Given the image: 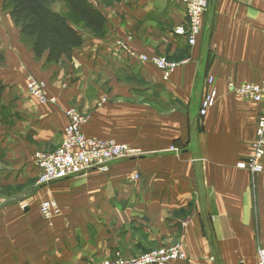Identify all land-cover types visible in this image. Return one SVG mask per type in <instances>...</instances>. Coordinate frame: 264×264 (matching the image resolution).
<instances>
[{
    "label": "crops",
    "instance_id": "1",
    "mask_svg": "<svg viewBox=\"0 0 264 264\" xmlns=\"http://www.w3.org/2000/svg\"><path fill=\"white\" fill-rule=\"evenodd\" d=\"M89 1L106 28L70 23L84 44L58 64L37 59L11 18L0 25V264H102L174 245L187 260L170 264H257L264 170L238 164L264 108L232 88L264 84V0H209L195 46L174 33L187 23L179 1ZM156 56L180 64L168 80L141 60ZM29 76L56 102L33 99ZM71 107L88 117L85 134L139 153L41 185L35 155L60 147ZM45 201L60 213L45 218Z\"/></svg>",
    "mask_w": 264,
    "mask_h": 264
},
{
    "label": "built area",
    "instance_id": "2",
    "mask_svg": "<svg viewBox=\"0 0 264 264\" xmlns=\"http://www.w3.org/2000/svg\"><path fill=\"white\" fill-rule=\"evenodd\" d=\"M186 10V26L175 29V35L186 38L190 46H195L203 30L204 16L209 0H176ZM128 55L136 57L125 45L121 44ZM144 62H152L164 74L166 80L176 71L179 63L170 62L166 57H142ZM213 85V79L209 80ZM26 87L29 95L41 104L55 103L56 99L46 93V83L33 76L27 78ZM238 95L254 102L261 103L264 108V84H244L232 88ZM218 97L216 89H210L201 102L200 115L206 116ZM68 124L63 132L60 147L54 152H39L35 155V164L40 171L39 184L66 180L80 176L91 170L107 172L109 164L116 160H126L139 152L126 145L118 144L113 140H102L88 136L84 126L88 117L77 108L71 107L66 111ZM256 141L252 146V153L247 163L238 164V168L247 169L253 174L264 170V114L259 119L256 130ZM41 214L51 219L60 213L56 203L45 201L40 206ZM186 255L178 245L159 248L143 254L136 259L126 260L121 256L102 264H170L172 262H185ZM257 264H264V251H259Z\"/></svg>",
    "mask_w": 264,
    "mask_h": 264
},
{
    "label": "trees",
    "instance_id": "3",
    "mask_svg": "<svg viewBox=\"0 0 264 264\" xmlns=\"http://www.w3.org/2000/svg\"><path fill=\"white\" fill-rule=\"evenodd\" d=\"M23 41L30 45L37 59L46 56L47 64H58L84 44V38L70 24L79 20L94 32L106 28V19L89 0H2ZM63 10L57 11L55 4ZM54 5V6H53ZM69 12V16L64 15ZM72 17V19H70ZM5 56L0 49V64ZM0 82V101L4 91Z\"/></svg>",
    "mask_w": 264,
    "mask_h": 264
},
{
    "label": "rangeland",
    "instance_id": "4",
    "mask_svg": "<svg viewBox=\"0 0 264 264\" xmlns=\"http://www.w3.org/2000/svg\"><path fill=\"white\" fill-rule=\"evenodd\" d=\"M54 6V5H53ZM60 6H62L61 4H59L58 5V3H56L55 4V7H57V8H59L60 10H63V8L62 7H60ZM9 18H10V16H9V13H8V11L7 10H5V8L3 7V1L2 0H0V25H2V23H6V20H8L9 21ZM70 19H72V17L70 18ZM163 57V56H162ZM167 58V57H166ZM168 59V58H167ZM168 61H170V60H168ZM170 62H173V61H170ZM46 86H47V84H46ZM159 249V248H158ZM157 250V249H156ZM154 251V250H153ZM152 252V251H151ZM147 253H149V252H147ZM144 254H146V253H144ZM119 254H116V256L114 257V258H116L117 256H118ZM143 255V254H142ZM119 256H121V255H119ZM141 256V255H140ZM122 257V256H121ZM139 257V256H138ZM138 257H136V258H138ZM114 258H112V259H114ZM123 258V257H122ZM136 258H132V259H126V260H133V259H136ZM112 259H109V260H107V261H110V260H112ZM125 259V258H124ZM106 262V261H105ZM104 263V262H103Z\"/></svg>",
    "mask_w": 264,
    "mask_h": 264
}]
</instances>
